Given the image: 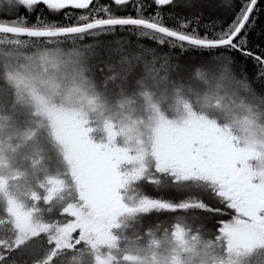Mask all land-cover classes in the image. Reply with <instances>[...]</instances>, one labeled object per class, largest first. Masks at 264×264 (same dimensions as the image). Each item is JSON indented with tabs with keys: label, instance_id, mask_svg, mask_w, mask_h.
Masks as SVG:
<instances>
[{
	"label": "snow or ice",
	"instance_id": "6c2138e0",
	"mask_svg": "<svg viewBox=\"0 0 264 264\" xmlns=\"http://www.w3.org/2000/svg\"><path fill=\"white\" fill-rule=\"evenodd\" d=\"M257 5L241 0L216 28L167 11L192 0L0 2V264L37 250L34 264H264V93L230 67L233 52L252 59L264 83V54L245 38ZM193 51L210 59L181 64ZM144 183L222 207L152 197ZM57 210L65 220L47 218ZM229 210L215 229L184 217L141 232L153 213Z\"/></svg>",
	"mask_w": 264,
	"mask_h": 264
},
{
	"label": "trees",
	"instance_id": "16d2710c",
	"mask_svg": "<svg viewBox=\"0 0 264 264\" xmlns=\"http://www.w3.org/2000/svg\"><path fill=\"white\" fill-rule=\"evenodd\" d=\"M2 2V0H0ZM109 0H99V3L104 4L108 3ZM150 3L151 0H148ZM5 11L7 10V5H2ZM19 9V12L21 14H26L25 9L23 7L17 6ZM113 9H116L115 5H112ZM241 7V0H192V7L191 8H183L178 7L175 9L169 8L167 11H174L180 16H196L200 15L202 13L201 22L206 23L208 21H215V27H227L233 19L238 14ZM43 8V6H41ZM152 9L150 8L149 11ZM15 11V10H14ZM77 13H79L82 10H74ZM128 13H131L133 16L136 15L134 11H132L131 8L127 10ZM44 14L52 19L60 20L62 17L60 15L53 14L49 12L47 9H44ZM119 15H125L127 14L124 11H119ZM67 23L68 21H64ZM167 25L173 26L176 24V21L173 19H168L165 15V21ZM201 32L204 31L203 27H201ZM120 36H124L128 39H130L133 43V46L138 42L142 45L150 46V47H156L148 38L146 37H137L135 35L129 36L128 33H119ZM246 40H247V47L254 53L258 54H264V0H258V5L252 14L251 17V23L247 26V34H246ZM101 39L110 40L112 41L111 47L112 48H120L121 46L127 48V44H117L115 41V38L109 36V37H101ZM161 51H168L167 46L160 49ZM177 53L179 50H175ZM112 55V61L115 62L118 59V53H105V55ZM232 56L234 57V64L230 67L234 71L236 77L238 79L242 78V73L246 72L247 77L249 81H252L254 83L255 89L257 92L264 93V83L261 82H255L253 81V78L255 77L258 69L256 67L255 61L246 57H243L239 53H232ZM210 59V57L205 55H201L199 52H188L184 56L180 58L181 64H188L191 63L196 66H202L205 64V62ZM172 63H176L175 59L172 60ZM203 69V68H202ZM204 71H207L206 69H203ZM143 191L152 196V197H163L165 199H172V200H180L181 198L185 196H198L203 197V199L210 204L213 207H222L216 199L212 198L210 195L199 192L196 190H192L189 192H176L172 189H160L157 190L155 186L144 183L142 185ZM43 207V205H41ZM229 215L225 216H215L210 217L207 213H193V212H178V213H160L156 214L153 213L149 216H146L143 221V228L141 229V232H143L145 229L152 227L157 221H163L164 227L171 228L172 224L176 219L179 218H187V224L190 226L193 230H195L201 223L206 224L207 229H215L217 227L216 221L218 220H229L231 218V210H229ZM0 214H2V210H0ZM198 216L199 219H193V216ZM205 217H208V219H205ZM48 219H59L61 221L65 220V217H61L59 215V211L53 212L51 215L47 216ZM0 231H2V227H0ZM205 237H208L210 234L205 230L204 231ZM211 235L214 237L215 233H211ZM47 247V245H45ZM82 247V246H78ZM40 252V255L37 257H30L26 252L23 254H19L16 256V259L18 260L19 264H23L25 260H27V264H34V261L40 256L43 255V252L41 250H38ZM71 255V253H69ZM57 264H68V260L66 257H60L57 259ZM90 264V262H89Z\"/></svg>",
	"mask_w": 264,
	"mask_h": 264
},
{
	"label": "rangeland",
	"instance_id": "374dc122",
	"mask_svg": "<svg viewBox=\"0 0 264 264\" xmlns=\"http://www.w3.org/2000/svg\"><path fill=\"white\" fill-rule=\"evenodd\" d=\"M202 71H204L203 69H201ZM207 238V237H206ZM214 238V237H213ZM27 253V252H26ZM30 257H37L40 255V252L37 250V252L35 254H29L27 253Z\"/></svg>",
	"mask_w": 264,
	"mask_h": 264
}]
</instances>
